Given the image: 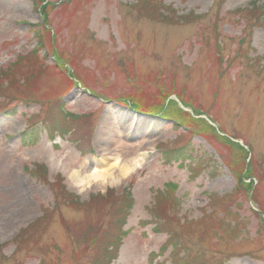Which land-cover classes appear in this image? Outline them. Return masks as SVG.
Segmentation results:
<instances>
[{"label": "rangeland", "instance_id": "obj_1", "mask_svg": "<svg viewBox=\"0 0 264 264\" xmlns=\"http://www.w3.org/2000/svg\"><path fill=\"white\" fill-rule=\"evenodd\" d=\"M262 11L0 0V264H264ZM133 121L125 138L147 143L109 156L142 165L77 187L108 127Z\"/></svg>", "mask_w": 264, "mask_h": 264}, {"label": "bare ground", "instance_id": "obj_2", "mask_svg": "<svg viewBox=\"0 0 264 264\" xmlns=\"http://www.w3.org/2000/svg\"><path fill=\"white\" fill-rule=\"evenodd\" d=\"M135 127V123H115L108 127V136L114 137V147H110V145L106 140L102 141L101 144V157L98 159H94L92 162V166L94 171L87 175H82V170H74L71 174V181L75 183L78 187L89 188L95 184L97 185H107L110 182L117 180H123L125 176L134 171L136 168H139L142 165V161L145 160L144 157H138L128 161H124V154L128 150L121 149V153L116 156H109L112 154L114 149H119L122 146H143V144L147 143L146 141H129L126 139V135L131 134L132 129ZM107 136V137H108ZM108 137V138H109ZM133 140L135 139L134 135H132ZM145 138V137H143ZM107 139V138H106ZM126 145V146H125ZM128 145V146H127ZM114 148V149H113ZM112 159V162L109 161ZM82 167L85 171H88V164L83 163ZM245 196V195H244ZM264 212V211H262Z\"/></svg>", "mask_w": 264, "mask_h": 264}, {"label": "trees", "instance_id": "obj_3", "mask_svg": "<svg viewBox=\"0 0 264 264\" xmlns=\"http://www.w3.org/2000/svg\"><path fill=\"white\" fill-rule=\"evenodd\" d=\"M259 17H261V18L264 17V11L261 12V14L259 15ZM260 25L261 26H264V21L262 22V20H261ZM176 151H179V152L182 151V152H184V150H182V149H177ZM175 155H179V153H176ZM163 199L165 200L164 196H162V197L159 196V198H158V204L155 207V209H156L155 217L158 219V224L162 225V226H160L161 228L158 227V229L159 230L160 229L161 230H164V232H167V233L171 234V238H170L171 248H172V250H175V252H176V254L178 256V255L181 254V251H184L182 249L184 247V244L181 241L180 237L174 232L176 230L173 227V224H171L170 221H169V219L166 217L164 210H160L159 209L160 205L162 204ZM118 203H120V202H118ZM263 211H264V209H263ZM125 217H126V214L124 215V219H125ZM167 245H168V243L166 244V247H167ZM114 247L115 248L116 247L118 248L119 247V244L116 243L114 245ZM192 259H190V261L193 264H207V263H197V262H199V260H197L195 258L193 260ZM180 264H182V260H181Z\"/></svg>", "mask_w": 264, "mask_h": 264}]
</instances>
